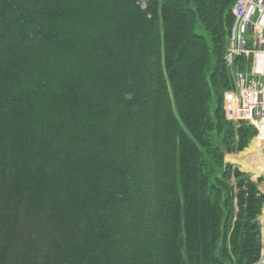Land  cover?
<instances>
[{
    "label": "trees",
    "instance_id": "trees-1",
    "mask_svg": "<svg viewBox=\"0 0 264 264\" xmlns=\"http://www.w3.org/2000/svg\"><path fill=\"white\" fill-rule=\"evenodd\" d=\"M236 2L0 0V264L259 261Z\"/></svg>",
    "mask_w": 264,
    "mask_h": 264
},
{
    "label": "built area",
    "instance_id": "built-area-1",
    "mask_svg": "<svg viewBox=\"0 0 264 264\" xmlns=\"http://www.w3.org/2000/svg\"><path fill=\"white\" fill-rule=\"evenodd\" d=\"M233 16L227 62L230 65L241 57L250 67L235 73L233 89L224 93L222 109L227 121L254 128V139L264 153V0H237Z\"/></svg>",
    "mask_w": 264,
    "mask_h": 264
},
{
    "label": "rangeland",
    "instance_id": "rangeland-1",
    "mask_svg": "<svg viewBox=\"0 0 264 264\" xmlns=\"http://www.w3.org/2000/svg\"><path fill=\"white\" fill-rule=\"evenodd\" d=\"M246 150L244 154L243 152L236 154L238 156L236 159L239 163L233 165L236 166L241 172L249 174L252 180L256 181L259 178V189L264 195V153L255 139L252 140V143H250ZM260 221L262 225V251L259 262L260 264H264V211Z\"/></svg>",
    "mask_w": 264,
    "mask_h": 264
},
{
    "label": "crops",
    "instance_id": "crops-1",
    "mask_svg": "<svg viewBox=\"0 0 264 264\" xmlns=\"http://www.w3.org/2000/svg\"><path fill=\"white\" fill-rule=\"evenodd\" d=\"M251 143H252V142H251ZM246 151H247V150H246ZM246 151H244L243 154H244ZM236 157H238V156H237V155L227 156V158L225 157V161L228 162V163H231V164H234V165H235L236 163H239V162H237ZM226 159H228V160H226Z\"/></svg>",
    "mask_w": 264,
    "mask_h": 264
},
{
    "label": "water",
    "instance_id": "water-1",
    "mask_svg": "<svg viewBox=\"0 0 264 264\" xmlns=\"http://www.w3.org/2000/svg\"><path fill=\"white\" fill-rule=\"evenodd\" d=\"M224 156L227 157V153L226 152H224Z\"/></svg>",
    "mask_w": 264,
    "mask_h": 264
}]
</instances>
